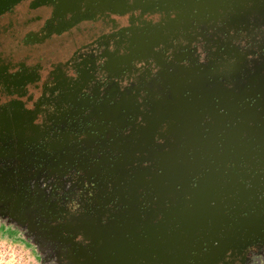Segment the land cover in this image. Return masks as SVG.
I'll return each instance as SVG.
<instances>
[{
  "label": "rangeland",
  "instance_id": "obj_1",
  "mask_svg": "<svg viewBox=\"0 0 264 264\" xmlns=\"http://www.w3.org/2000/svg\"><path fill=\"white\" fill-rule=\"evenodd\" d=\"M8 4L39 17L25 46L70 38L54 62L0 75V264H106L105 241L190 190L168 187L177 172L264 143V0ZM247 239L212 264H264V234Z\"/></svg>",
  "mask_w": 264,
  "mask_h": 264
},
{
  "label": "water",
  "instance_id": "obj_2",
  "mask_svg": "<svg viewBox=\"0 0 264 264\" xmlns=\"http://www.w3.org/2000/svg\"><path fill=\"white\" fill-rule=\"evenodd\" d=\"M250 143L233 146L221 159L231 160L233 172L204 173L194 186L173 204L160 211L157 221L143 225L130 240H107L102 245L106 264H212L235 244L253 241L264 234V226L246 228L234 225L241 213L264 204V151L258 165L247 156ZM248 162V170L236 161ZM166 184L184 187L182 172ZM244 228H246L244 230Z\"/></svg>",
  "mask_w": 264,
  "mask_h": 264
},
{
  "label": "flooded vegetation",
  "instance_id": "obj_3",
  "mask_svg": "<svg viewBox=\"0 0 264 264\" xmlns=\"http://www.w3.org/2000/svg\"><path fill=\"white\" fill-rule=\"evenodd\" d=\"M11 0H0V3H3L0 5V75H7V74H15L20 73L22 71H25V69L31 70V68H37L40 65L37 63L38 60H42L41 66L43 67L47 65V61H55L57 60L56 57V51H52L51 47H56L57 45H60L64 42V45L60 48L59 51L65 50V45L69 44L67 41L68 38H70L69 35H66L62 38H59L56 40L55 38H50L47 40H40L39 42L35 41V45H29L25 46L23 44L22 35L26 32L28 27H34L36 25V22L38 20V16H35V12L29 9L21 10V8L17 9L14 8V6H10L8 2ZM261 1V0H257ZM80 29V32L78 35L81 37V34L90 32V27L82 26ZM39 43V44H38ZM73 44V41H72ZM45 46L43 48H40L39 46ZM46 52L47 54L45 57L41 55L42 51ZM65 55V54H64ZM35 61V62H34ZM40 62V61H39ZM31 63V64H30ZM29 64V65H28ZM42 69V68H41ZM2 80V78H0ZM1 82V81H0ZM36 86L35 84H33ZM38 87V86H37ZM35 89L36 87H32ZM7 90L5 88V85L3 83H0V105L4 106L6 103V98L8 96ZM39 98V96H38ZM5 100V101H4ZM29 101V100H27ZM34 103V102H32ZM254 101L250 102V105L247 107H250L251 104H253ZM23 105V103H22ZM24 106V105H23ZM1 107V106H0ZM246 107V108H247ZM239 111H243V108L237 106ZM80 134H74V141L79 140ZM247 140H250V147L247 153V156H249V161H253L258 157V153H261L264 151V143H261L260 145L254 144L252 136H250ZM255 140V139H254ZM247 144V143H246ZM244 144V145H246ZM233 147V146H232ZM230 146L229 149L232 148ZM238 147V146H237ZM224 155V154H223ZM220 156L218 159L217 164L213 168L212 172L204 171L205 173H213L219 172L218 174L224 175L227 171L233 172V162L231 160H227L226 162H222L221 159L225 156ZM237 167L243 169V171L248 170V162L244 161L240 157L239 160L236 161ZM254 165H258V160L256 159L254 162ZM264 168L262 167L261 170H259V173H263ZM183 179H187V188L191 189L194 186L193 181L195 182L196 176L193 178H190L188 174H186L184 171H182ZM185 181V179H184ZM179 186V185H178ZM175 186L174 188L178 190L180 187ZM188 189V190H189ZM168 208V207H167ZM166 208V209H167ZM264 213V204L261 207H257V210L254 208L247 209L244 213H241L240 220L233 221L234 225H240L242 227H246L245 223L243 222V219H246L250 217V215L258 214L261 215ZM160 215L158 216L157 220L159 219ZM156 220V221H157ZM155 222V221H154ZM246 228H244L245 230Z\"/></svg>",
  "mask_w": 264,
  "mask_h": 264
}]
</instances>
